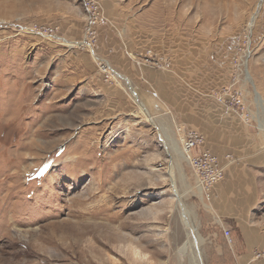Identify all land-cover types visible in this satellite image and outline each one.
Here are the masks:
<instances>
[{"label": "rangeland", "instance_id": "374dc122", "mask_svg": "<svg viewBox=\"0 0 264 264\" xmlns=\"http://www.w3.org/2000/svg\"><path fill=\"white\" fill-rule=\"evenodd\" d=\"M98 1L90 48L85 0H0V264H207L216 226L182 141L236 116L264 130V0ZM104 27L181 61L192 128L100 60ZM76 53L123 98L62 84Z\"/></svg>", "mask_w": 264, "mask_h": 264}, {"label": "crops", "instance_id": "0c3cea01", "mask_svg": "<svg viewBox=\"0 0 264 264\" xmlns=\"http://www.w3.org/2000/svg\"><path fill=\"white\" fill-rule=\"evenodd\" d=\"M135 40L104 27L100 30L96 54L108 63L116 78L128 84L131 92L134 91L132 86L138 88L143 100L150 102L148 89L152 88L161 103L163 115L166 116L167 111L169 121L192 128L198 117L192 109V87L187 95L183 94L186 88H181V61L174 58L170 71L157 73L159 70L139 64L136 54L148 48L144 50L142 39L139 48ZM66 61V67H62V71H66V76L61 75L62 84L63 81L68 85L76 81L79 93L88 104L101 101L102 92L110 93L112 98H123L120 90L103 83L89 55H68ZM117 102L116 99L115 105ZM227 120L231 121L220 133L210 134L208 139L204 136L206 148L221 159L225 168L224 179L213 188L212 196L207 200L211 222L216 227L211 231L213 239L204 242L205 260L207 264H264V130L243 123L237 116ZM224 230L231 233L230 246Z\"/></svg>", "mask_w": 264, "mask_h": 264}, {"label": "built area", "instance_id": "2783aa9c", "mask_svg": "<svg viewBox=\"0 0 264 264\" xmlns=\"http://www.w3.org/2000/svg\"><path fill=\"white\" fill-rule=\"evenodd\" d=\"M85 3L89 11V25L86 32L87 45L91 48L92 44L98 41L96 28L103 21L104 17L98 0H85ZM138 60L139 64L161 71H170L173 67L171 58L165 54H159L152 49L145 50ZM100 69L106 72L108 67L102 64ZM238 103H241V101ZM182 146L187 158L186 160L195 176L196 187L200 195L205 200H209L212 196L213 188L225 177L223 163L216 154L206 148L205 137L197 131L190 130L186 133ZM223 234L228 243L232 244L231 233L228 230H224Z\"/></svg>", "mask_w": 264, "mask_h": 264}, {"label": "bare ground", "instance_id": "6f19581e", "mask_svg": "<svg viewBox=\"0 0 264 264\" xmlns=\"http://www.w3.org/2000/svg\"><path fill=\"white\" fill-rule=\"evenodd\" d=\"M143 110L144 111H146L144 108H143ZM147 112V111H146ZM183 152H181V154H182ZM182 156H184V154L182 155ZM184 158H185V160L187 159L186 158V155L184 156ZM175 182V181H174ZM174 184V189H176V186H175V183H173ZM183 219H184V222L187 224V225H190V222H189V218H188V214L187 213H184V215H183Z\"/></svg>", "mask_w": 264, "mask_h": 264}]
</instances>
